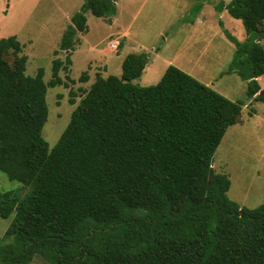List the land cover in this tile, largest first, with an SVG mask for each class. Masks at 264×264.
Returning a JSON list of instances; mask_svg holds the SVG:
<instances>
[{
  "label": "trees",
  "instance_id": "trees-1",
  "mask_svg": "<svg viewBox=\"0 0 264 264\" xmlns=\"http://www.w3.org/2000/svg\"><path fill=\"white\" fill-rule=\"evenodd\" d=\"M118 1L85 0L55 55L75 50L77 34L89 31L88 12L112 22ZM218 9L247 33L243 43L227 34L236 46L228 73L248 82V99L264 103V0ZM22 51L16 36L0 39V171L22 185L0 192V216L14 215L0 264L37 256L48 264H264V204L231 200L229 177L213 168L242 103L173 65L156 85L139 86L149 59L129 54L120 77H97L50 149L46 96L67 86L60 72L72 61L55 59L46 83L42 69L27 75Z\"/></svg>",
  "mask_w": 264,
  "mask_h": 264
},
{
  "label": "rangeland",
  "instance_id": "rangeland-1",
  "mask_svg": "<svg viewBox=\"0 0 264 264\" xmlns=\"http://www.w3.org/2000/svg\"><path fill=\"white\" fill-rule=\"evenodd\" d=\"M231 1L119 0L112 22L88 12L89 31L77 34L75 50L55 55L85 0H0V39L16 36L23 45L19 56L28 57L27 75L35 77L42 69L46 83L53 78V61L71 58L72 65L60 72L67 86L50 87L46 96L49 116L42 137L50 149L59 142L97 77H120L129 54H145L149 59L142 77L134 81L139 86L156 85L173 65L242 103L241 121L227 131L214 155L213 168L216 175L229 177L231 200L255 209L264 204V103L248 99V82L238 73H228L236 46L227 34L242 43L247 38L242 21L218 9ZM14 59L11 54L6 56L10 64ZM84 74L88 82L80 81ZM258 82L264 89V76ZM21 188L0 171V192ZM13 219L14 215L9 219L0 216V242ZM30 264L48 263L37 256Z\"/></svg>",
  "mask_w": 264,
  "mask_h": 264
},
{
  "label": "crops",
  "instance_id": "crops-1",
  "mask_svg": "<svg viewBox=\"0 0 264 264\" xmlns=\"http://www.w3.org/2000/svg\"><path fill=\"white\" fill-rule=\"evenodd\" d=\"M225 11H226V10H225ZM225 11H224V12H225Z\"/></svg>",
  "mask_w": 264,
  "mask_h": 264
}]
</instances>
